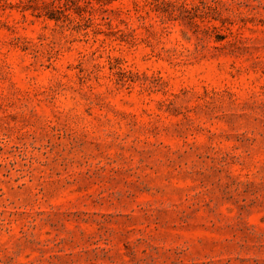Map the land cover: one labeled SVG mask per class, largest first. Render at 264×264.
Segmentation results:
<instances>
[{"label":"rangeland","instance_id":"obj_1","mask_svg":"<svg viewBox=\"0 0 264 264\" xmlns=\"http://www.w3.org/2000/svg\"><path fill=\"white\" fill-rule=\"evenodd\" d=\"M0 264H264V0H0Z\"/></svg>","mask_w":264,"mask_h":264}]
</instances>
